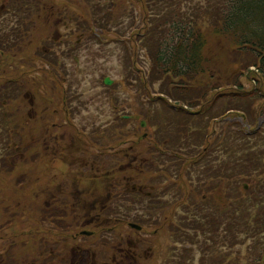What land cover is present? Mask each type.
<instances>
[{"label": "rangeland", "instance_id": "obj_1", "mask_svg": "<svg viewBox=\"0 0 264 264\" xmlns=\"http://www.w3.org/2000/svg\"><path fill=\"white\" fill-rule=\"evenodd\" d=\"M68 1L73 3V6L67 7L69 13H64L59 20H57L58 16L53 17L51 14V17L43 16L42 21H40L41 19H38L37 29H33L30 22H26L25 25L22 16L21 22L18 26L25 30L28 29L30 32L37 31L34 35L32 45V51L36 52V58L33 56L26 58V50L22 51L19 55V52L27 46L26 34H24L23 42L25 46H21L17 49L15 60L12 58H4L2 60L0 63V73H9L13 78L19 76L20 81L27 85L28 90V83L31 78L39 76V74L46 69L50 70L52 73L60 76V78H58V84L60 87L59 91H57V96L61 97L64 93L69 95L70 98L74 96V99L76 100L74 101L75 108L78 107L81 110L94 111L95 124L85 121V116L77 117L73 120V123H75L74 125L72 123H69L68 125L75 126L76 130L79 131V134L73 135L72 130L67 129L65 131L66 138L64 141L57 143L54 140H50L46 137L47 129L44 127V121L42 120L43 115L41 114V121H39L35 118L36 115L29 113L32 111L33 101L30 102V95L23 96L26 93L25 89L20 96V99L23 100L15 103V105L21 108V117L16 118V120L18 122H23L25 125H20L18 127V131L23 133L25 141H23L22 150L13 154V156L19 159L21 158L22 153L29 150V157L27 159L30 166L28 167V172L32 175H40L44 173L43 166L41 164L48 159L57 158L58 160L63 161L66 164L67 169L75 167L78 168L80 161H86V157H90L93 154L95 155L98 150H104V147H106V150L110 152L111 160L109 159V161L111 163H116L115 161L118 162L117 164H119L120 161L123 163L124 161H128L130 159L129 146L133 145L132 143L134 139L137 141L136 143H138V145L135 144V147H142V155H149L154 159L157 157H163L164 159L169 158L157 153V151L151 147L153 143L162 141V138L165 140V145H160L162 149H170L172 152L180 151L183 155L192 154L193 150L190 149L187 137L181 132L177 133L178 131L184 130L186 127L183 125L182 120L175 114L176 119L173 123L175 130L173 131L176 133L172 132V130H166L162 127H158L157 123L150 121L156 112L154 110H150L149 113L146 112L149 120L147 116H144L143 118V120L145 119L149 123L148 127L151 128L150 133L145 140H139L138 137H135V134L131 131L132 126L126 128V134L120 130H112V127L117 125L118 120L116 119V115L118 112L127 113L128 111V113H130L133 111L136 113L138 108L141 107V104L137 99V95L134 96L135 99H132L133 95L129 90L125 89V96L119 100L120 103L122 101L127 102L123 103L122 109L119 106L115 108L117 104H112L108 97V93L105 92L114 90L116 85L123 88V84L117 82L121 80L122 75L132 68V62L127 54L123 53L122 42L120 43L119 41H114L115 37H117V34L114 32L118 30L123 36L135 35V38H140L138 36L139 33H142L146 26L149 27V23L154 22L153 18L149 17L150 14L147 9L148 5L146 6L148 0ZM174 1L177 4L178 0ZM2 3L3 1L0 0V8ZM17 3V0H10L12 7L16 6ZM184 5L187 7L195 5L193 11L191 12V15L194 16L189 18H199L197 16L203 17L206 15L207 11L212 12V9L208 6L207 0H188ZM106 6H111L113 9H116L119 15H137V19L134 24L127 21L121 26H106L103 31L95 27L103 36L100 43L97 42L91 34L90 27L95 21L93 16L99 17ZM78 8L83 9V11L78 10ZM11 12L12 8L9 11L4 10L0 13V24L6 25L9 29L16 26L18 23ZM90 12L92 22L91 24H87L88 30L83 29L79 26V24L83 16L87 13L90 14ZM111 22L114 23V20ZM80 29L83 30L85 36H83L82 43L78 44L77 42L79 40H77L78 38L76 35ZM159 38L160 35L153 36L150 32L148 37L140 40V43L143 44L145 48L143 50V54L140 56V59L136 60V62H138L137 66L141 67L144 72L150 69L151 65H154V67L158 69V63H156L157 56L156 54L154 55V52ZM72 44H75L74 47H72ZM212 48H214V46ZM228 48H231L229 43L225 46L223 45V48H220L219 50L220 53H215L216 59L214 58V51L210 50L209 55L217 61L216 64L221 69H227L228 67L237 68L238 66H241V64L244 63V59L236 53L229 52ZM40 49H46L44 51L46 56L40 52ZM24 61L28 62L29 66L28 68L25 67L21 69L18 65ZM23 71L25 74L22 73ZM230 72L231 70H229V73ZM218 75L219 79H221V74L218 73ZM105 76H109L113 79V86H107L104 84L103 79ZM231 76H234V74H231ZM39 79H41V76L37 77V80H35L37 85L40 83L38 82ZM42 79L47 81L48 76ZM157 79H160L159 72H157V75L151 80V84H154L151 86V90L161 92L174 101H180V98L173 93H169L166 87H163L161 91H158L162 86V82L161 84H158L156 81ZM245 83L250 85L247 80ZM48 85L52 87V84L49 82ZM138 92L139 91H136V93ZM130 99L132 100L131 102H129ZM249 102L250 100L246 99L241 100L240 103L247 107ZM46 104H48V102H44L41 95H39L33 103L34 106L36 105L35 109L37 110H43V107ZM125 104L127 110L124 109ZM233 105L240 107V104L237 103H234ZM51 106L52 108L57 106L61 109V104L57 105L56 103H51ZM152 106V104H148L145 106V109L148 110ZM222 107H225V104ZM2 109L3 107L1 108L0 106V111ZM163 109L166 112L168 111L165 107H163ZM11 112L13 115L17 113L15 110ZM158 116L163 118L164 122H167L166 116L163 112H158ZM245 116L247 117V120L243 115L238 114H231L229 119H226L227 121L220 120L218 122L221 127L219 131L221 132L224 126H229L230 124L232 128L244 125L247 127V130H250L256 125L252 121L257 119L258 115L252 116V112L249 111L248 115ZM112 119L113 122H115L111 125L109 123ZM49 120L62 123L68 119L65 117L52 118L49 116ZM128 124L132 125L130 122H128ZM251 124L253 125L251 126ZM82 128L87 133L89 132L93 134L89 137L86 136V139L83 140L84 136L82 134L84 132L82 131ZM62 129L63 126L55 128L57 132ZM144 131L145 130L141 129L142 134L140 135L144 136ZM211 133V129L198 131L196 134V140L200 145H207L209 149H217V136L219 134L211 135ZM104 136L109 137L110 141L109 144L103 147V144L107 142L105 141ZM82 141L84 142V146L74 153V148ZM35 143L40 146L36 147ZM26 147L28 149H26ZM85 150L86 154L81 156L82 153H85ZM214 153L215 151L211 154L214 155ZM150 161L151 162L145 166L143 172H139L132 165H128L126 167L122 166L120 170H116L111 174V181H114L117 184L119 183L121 191L119 196L125 202V208L128 213H130V217L127 218L126 221H134V224L143 226L140 234L142 233L145 235V238L147 237L151 239L156 247V250H158L160 254L165 251L169 253L171 249L175 248L176 255L180 250L181 243L184 245V252L195 258V260L189 264H198V259L200 260L201 257L204 256L203 245L210 248L215 244V241L209 237L205 242V232L211 229L213 221L211 220L210 225L206 222L208 226L201 230L197 226L196 222L191 224V222L194 221L192 218H187L188 216L191 217L196 215V213H190L188 209L183 207L185 200H189L190 198L192 181L196 182L199 180V171L197 170L195 172L194 167H191L190 164H186L188 172L181 174V166L185 165V163L166 164L162 158L158 161H154L153 159ZM21 166H23V162H21ZM2 169L3 171L0 174V251H2L5 247L10 248L11 241L18 240L20 243H23L24 237L28 233L33 232L35 233V236L28 239L27 245L23 246L24 244H22L21 247L17 248L15 255L17 258L22 253L25 260L32 259L29 264H34L33 258L39 257V253L42 248V246L34 245H42L41 235L44 234L42 229L49 227L48 225H44L42 223V211L44 209L43 200L50 198H47L46 195L42 194V189L44 187V182L42 180H39V182L23 181L24 178L18 177L21 172L17 171L18 168L11 174L6 172V166ZM61 171H66V169L64 168V170H61L57 166V168L52 170V173H61ZM187 174H189V176L185 183L183 182L181 175ZM214 175H222V171L219 170L216 174L214 173ZM132 179L140 183L144 181L143 188L146 191H150L152 195L148 197L146 195L126 191V183L134 182ZM83 184H85V186L79 184L80 190L81 192L86 193V196L81 197V203L84 199L89 201L104 199V196L100 197L99 195H96L94 197L92 194H89V197H87V188H89V184ZM202 185L203 187L211 185V180H209L207 184L203 183ZM204 193L202 192L198 199H202L205 196L203 201L208 203V209L215 210V206L221 209V203L218 201V196L214 191L206 189ZM72 199L73 198H67L66 196L50 199L51 203L56 207L59 213L66 217V224L68 223L71 214L67 216V214L62 212V209H65L67 206H73ZM177 199H179V202H176ZM17 205H19V217L11 220L10 211H8L7 215L3 217V211H6V206L14 208ZM28 219L32 220L31 224L28 223ZM179 225L190 227V229L187 230L186 233L181 234L179 231ZM196 227H198L201 231L196 232V230H194ZM61 228L62 227H58V230ZM54 235L55 234L52 231L48 233V243H50V240ZM189 245H192L193 247ZM185 247L189 251H186ZM239 247L244 253L246 250L248 251L247 243H243L241 245L239 244V246L236 244L234 246L235 256L237 255ZM219 248L220 247H217L215 259L218 258ZM26 251H28L27 255L24 253ZM254 252L255 249H252L249 254ZM10 254L14 255L13 250ZM244 256H246V254ZM221 257H223L224 261L222 264H225L226 259L230 258V256L223 251H221ZM233 258V261L236 262L237 257Z\"/></svg>", "mask_w": 264, "mask_h": 264}, {"label": "trees", "instance_id": "obj_2", "mask_svg": "<svg viewBox=\"0 0 264 264\" xmlns=\"http://www.w3.org/2000/svg\"><path fill=\"white\" fill-rule=\"evenodd\" d=\"M2 1V4H5L4 10L9 11L12 8L11 13L18 23L11 29L0 24V50L4 51V54L0 55V63L4 58L15 59L17 49L25 46L24 34L27 46L19 54L33 45L37 31L30 32L18 26L22 16L25 25L30 22L33 29H37L38 19L42 21L51 8L48 0H17L18 3L14 7L11 6L10 0ZM158 1L159 5L149 6L150 10L155 11L151 14L154 20L151 23V33L155 36L166 35L160 37L156 45L154 55L157 56L158 69L152 65V75L156 76L159 72L162 88L166 87L169 93L177 95L181 104H188L191 107L188 112H194L191 120L190 113L183 111V107L175 105L178 108L173 109L170 108L172 105L166 102L163 107L168 111L161 105L150 121L157 123L158 127L176 133L173 131V123L177 115L186 127L177 133L181 132L187 137L193 153L183 155L177 151L176 156L186 159L190 166L198 163L204 167L205 169H199L198 175L207 182L213 175L209 167L215 168V174L216 168L218 171L221 169L222 176L215 175L216 180L212 185L219 187L223 193V219L217 223V229L218 233L222 231L220 244L223 251L230 256L227 258L228 263L264 264V126L249 136L232 128L231 124L224 126L220 132L221 127L218 124L219 119L224 117L228 110L233 109L242 115H248L249 111L252 114L264 112V0H219V7L228 11L226 14L216 13V27L207 25L209 23L202 19L201 22L192 20L186 14L176 12L177 4L174 0ZM221 36H224L225 40L226 36L230 37L234 45L246 53V61L250 60L248 66L251 63L259 66L258 88L247 107L240 103L241 100H246L247 89L244 83L240 78L237 79V76L232 77L233 82H230L231 78L225 79L221 73L219 79L217 67L209 57L211 44L216 42L213 40ZM245 71L246 67L242 75ZM246 73L247 79H250L252 72L248 70ZM141 83L139 89L151 94L149 81L143 77ZM22 89L21 85L12 82L10 74L0 73V95L20 94ZM3 99L7 98H0ZM234 103L240 104V107H236ZM224 104L225 107H222ZM5 111H10L7 106L0 111V158L8 159L15 153L16 134L12 133L9 126H5L9 119ZM158 112L165 114L167 122L158 116ZM128 121L135 127L134 119ZM208 129L212 130L211 135L219 134L214 155L210 153L211 148L200 145L196 140L198 131ZM161 140L151 146L157 153L163 150L160 145H165V140ZM145 157L147 160L144 168L154 159L149 155ZM243 243L248 244V251L244 253L239 247L235 256L234 245ZM252 249H255V252L249 254ZM233 257H237L236 262ZM20 264L26 263L20 261Z\"/></svg>", "mask_w": 264, "mask_h": 264}, {"label": "flooded vegetation", "instance_id": "obj_3", "mask_svg": "<svg viewBox=\"0 0 264 264\" xmlns=\"http://www.w3.org/2000/svg\"><path fill=\"white\" fill-rule=\"evenodd\" d=\"M65 138V133L51 132V139L57 143L64 141ZM79 149H81L79 146L74 148V150ZM84 154H86V150ZM72 161L74 162L73 159ZM95 162V158L86 157V161H80L78 168L67 169L63 161L51 158L41 164L44 173L36 176L28 172L30 164L28 162L24 164L27 171L25 176L29 181L39 182L42 180L44 182L42 194L46 195L47 198L64 196L73 198V206L62 209V212L67 216L71 214L67 224L65 223L66 217L59 213L50 199H44L45 223L56 228L62 227L60 230L49 231L55 234L50 243L60 244L57 245L56 255L65 260L66 264H171L172 257L168 252L165 251L160 254L153 241L145 238L144 234H140L142 229L138 230L131 227L127 229L123 221L120 224L123 225L124 230L123 227L118 229L124 232L113 236V227L109 224L112 218L109 211L104 209L105 204L87 199L81 203V197L86 196V193L80 190V185L85 186L83 183L89 184L87 197L89 194L95 197L109 186V183H105L110 178L109 174L105 175L102 184L95 185L91 182L96 176L94 173L96 170ZM102 163L105 167H110V161L104 160ZM57 166L61 170L65 168L66 171L52 173V170ZM117 225L115 224L114 227L116 231ZM83 231H91L92 233ZM112 238L115 239V243Z\"/></svg>", "mask_w": 264, "mask_h": 264}, {"label": "water", "instance_id": "obj_4", "mask_svg": "<svg viewBox=\"0 0 264 264\" xmlns=\"http://www.w3.org/2000/svg\"><path fill=\"white\" fill-rule=\"evenodd\" d=\"M107 82H110L109 79H107Z\"/></svg>", "mask_w": 264, "mask_h": 264}]
</instances>
